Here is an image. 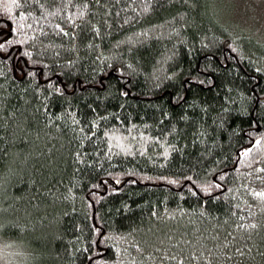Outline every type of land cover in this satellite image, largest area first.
Returning a JSON list of instances; mask_svg holds the SVG:
<instances>
[{
	"label": "trees",
	"instance_id": "obj_1",
	"mask_svg": "<svg viewBox=\"0 0 264 264\" xmlns=\"http://www.w3.org/2000/svg\"><path fill=\"white\" fill-rule=\"evenodd\" d=\"M10 2L0 0L5 25L24 11L44 31L0 63L3 244L23 264H87L103 239L91 225L103 221V231L128 234L126 264H264V202L248 190L264 189V146L254 144L264 136V37L224 20L216 0H39L54 13L47 23L35 0L5 12ZM25 48L43 64L18 82ZM46 79L64 95L48 96ZM113 128L128 151L115 140L109 148ZM189 175L223 183L220 198L192 195ZM101 256L114 264L110 247Z\"/></svg>",
	"mask_w": 264,
	"mask_h": 264
},
{
	"label": "snow or ice",
	"instance_id": "obj_2",
	"mask_svg": "<svg viewBox=\"0 0 264 264\" xmlns=\"http://www.w3.org/2000/svg\"><path fill=\"white\" fill-rule=\"evenodd\" d=\"M23 2L25 4H29L32 2V0H23ZM35 2L39 5L40 9L43 11V15L39 19L47 23L48 17H50L54 13H50L44 10V4L39 3V0H35ZM4 7H5V12H11L13 7H16L19 9L23 7V4L21 3V0H11V2L6 3ZM77 7H79V5H77ZM84 7L85 8L88 7L87 3L84 4ZM56 11H59V9H57ZM77 15L83 16L84 13L81 10L79 13H77ZM30 16H32V13L30 12L26 13L24 11H21L19 13V20H13L11 25H5L4 21L0 20V63H3L4 61L11 59V55L9 54L10 45H13V44L24 45V44H27L29 41L35 44L38 41L39 39L38 34L42 33L44 29L40 27L33 28L32 24L26 23V18ZM32 18L34 20L36 19L35 17H32ZM73 19H74L73 15L69 13V16L67 17L68 23H72ZM5 26L8 27L7 33L3 32L2 30V28ZM55 28L59 29L60 33H63L65 36L69 35V33L60 24H55ZM28 29L32 31L31 36L29 35V32L27 31ZM9 33H16L18 38L17 39L10 38ZM72 35L75 36L76 33L73 32ZM33 51H34L33 48H25L23 50L22 57H26L28 59L21 58L15 65V71L18 73V76H16L15 78L18 80V82H23L27 78L35 77L37 74L35 70V65H37L38 63L43 64V61H37V60L31 59V57L33 56ZM69 63H72V62L70 61ZM257 71H259V69H257ZM3 75H4V72L0 71V76H3ZM41 75H44L45 77L47 76L46 73H41ZM46 83L48 85V88L51 89V91L48 92V96H52L53 93L64 95V92H65L64 88H61L59 85L53 86L52 82L47 79H46ZM100 83L102 84L103 82H100ZM37 91H40V89H37ZM127 94H128L127 92L123 93V95H127ZM45 99H47V97ZM89 107L91 108V106ZM121 107H123V105H121ZM165 115H167V113H165ZM99 119H103V118L101 117ZM116 119H119V117H116ZM49 123H51V120H49ZM73 123H78L75 117H73ZM97 124H98L97 120L92 121L93 128L97 127ZM135 127H136L135 124L131 125V128H135ZM91 134L92 133L89 132L87 135H91ZM129 135H131V132H129ZM139 135L141 137H144L145 133L140 132ZM104 136L109 138L108 140L109 148H112L113 140L117 142V147L121 148L124 151H128L131 148V145H127V146L124 145V141H123L121 134L118 133V131L115 128H113L111 132L108 130H105ZM148 139L159 140L160 138L159 137H149ZM254 144L256 146H264V136H257L254 140ZM163 147H164V151L161 153V155L164 156L165 159H167V157L170 154V150L172 146L163 144ZM252 150L253 148L251 145L249 147H245L240 151V155L246 156L250 154ZM141 151H143V149H141ZM226 176H227L226 172H221L219 175V181H224ZM160 179L168 180L169 183L171 184L180 183V181L170 178V177H160ZM186 179L190 183L185 184L184 187L188 188L189 192H191V194L194 196L197 195L198 192H203L207 194L208 199L217 200L220 198L221 193L217 191L215 195H212L214 189L220 190V189L225 188V185L223 183L217 182V180H212L211 183H207V182L197 183L195 180H193L192 175L187 176ZM132 182L135 183V181H132ZM0 183H3V181H0ZM116 183L119 184L120 180L117 179ZM244 187L247 188L248 186L244 185ZM111 190L113 192L119 191V189L117 188H112ZM248 190L253 197H256L260 201L264 202V189L256 190V189L249 188ZM231 191H232L231 189H227L226 192L223 193L225 199H227L228 193H230ZM123 207L125 210H127L129 206L127 204H124ZM155 214L156 213L153 211L152 215H155ZM251 214L252 213L250 212L249 215ZM94 215H98V214H94ZM244 226L245 225H240V227H244ZM254 226H255L254 224L248 225V227H254ZM77 227L79 228L80 225H77ZM102 229H103V221H101L99 225L97 224L91 225V231L96 233L98 237H102L103 239L94 240L91 242V243L97 244L98 247L95 249L93 254L87 255L86 257L87 264H93L94 259L96 260L97 264H108V262L102 258L101 253L105 252V249L109 247L113 250L114 264H126V261L123 257L125 255L130 256V253L128 252L127 247L122 248L120 244H121V241H123L125 236H127L128 234L124 233V235H121L119 232H115L114 230L112 232H105ZM99 245H104V247L101 248L99 247ZM135 247L138 250H140V246L138 244L135 245ZM82 251L84 253H88L89 248L83 247ZM172 259H175V257H172ZM127 264H136V261L134 259H130L127 261Z\"/></svg>",
	"mask_w": 264,
	"mask_h": 264
},
{
	"label": "rangeland",
	"instance_id": "obj_3",
	"mask_svg": "<svg viewBox=\"0 0 264 264\" xmlns=\"http://www.w3.org/2000/svg\"><path fill=\"white\" fill-rule=\"evenodd\" d=\"M224 20L249 26L264 37V0H216ZM23 259L11 244L0 240V264H23Z\"/></svg>",
	"mask_w": 264,
	"mask_h": 264
}]
</instances>
